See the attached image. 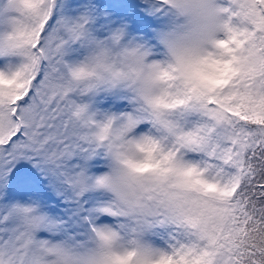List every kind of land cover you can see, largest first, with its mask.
Instances as JSON below:
<instances>
[{"label": "snow or ice", "instance_id": "obj_1", "mask_svg": "<svg viewBox=\"0 0 264 264\" xmlns=\"http://www.w3.org/2000/svg\"><path fill=\"white\" fill-rule=\"evenodd\" d=\"M0 264H264V0H0Z\"/></svg>", "mask_w": 264, "mask_h": 264}]
</instances>
